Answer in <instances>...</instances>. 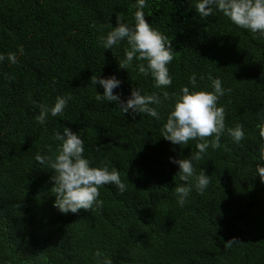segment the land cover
<instances>
[{
	"label": "trees",
	"instance_id": "trees-1",
	"mask_svg": "<svg viewBox=\"0 0 264 264\" xmlns=\"http://www.w3.org/2000/svg\"><path fill=\"white\" fill-rule=\"evenodd\" d=\"M136 2L0 0V54L19 59L0 62V264H97V250L113 264H264V183L257 173V164L264 166L257 128L264 116V37L216 11L201 19L197 0H146L145 19L174 51L172 84L159 89L139 74L141 61L119 67L126 41L112 49L100 43L117 16L134 25ZM93 74L115 76L120 85L113 91L124 101L133 87L144 95L180 93L182 86L211 91V74L232 90L218 102L226 129L243 125L245 139L236 144L225 131L220 149L209 147L193 161L210 184L203 194L193 187L180 207L175 187L184 182L172 161L190 158L197 142L180 146L161 136L175 97L158 107L159 120L123 114L115 102L95 100L104 89L91 84ZM69 94L62 116L36 122L35 104L50 108ZM64 127L83 139L92 166L116 168L127 186L123 195L114 185L100 188L99 211L64 214L54 207L53 170L35 156L54 157L61 144L54 133ZM233 237L240 242L225 248Z\"/></svg>",
	"mask_w": 264,
	"mask_h": 264
},
{
	"label": "clouds",
	"instance_id": "clouds-1",
	"mask_svg": "<svg viewBox=\"0 0 264 264\" xmlns=\"http://www.w3.org/2000/svg\"><path fill=\"white\" fill-rule=\"evenodd\" d=\"M136 11L133 13L134 25L123 22V18L117 16V24L107 33L106 37H100V43L104 49L113 48L121 41H126L125 58L120 60L119 67L128 70L133 66V61H141L137 68L139 74L151 76L154 87L166 89L172 84V77L168 65L174 59L172 42L167 36L153 28L145 19L143 9L147 7L146 0H137L134 5ZM195 11L201 19L214 14V11L222 13L231 23L241 29L251 32L254 38L264 37V0H197L194 5ZM256 34H259L258 36ZM20 55L24 54L22 46L18 48ZM5 59L11 64L19 63L15 52H9L7 56L0 54V62ZM13 81L14 76H6ZM201 80L204 79L202 75ZM212 90L206 89L190 90L188 86H182L180 93L163 91L161 94H141L140 89L133 87L131 96L121 100L113 89L119 87L120 81L115 77L103 78L93 74L90 77L92 85L99 84L103 87V94L97 92V102H115L123 114L129 113L133 116L137 113L147 114L157 120L161 119L158 107L164 101L175 97V103L167 115L163 124L161 136L173 144L186 146L190 141H196V151L192 152L190 158L174 159L172 162L179 165L176 175L184 183L175 187L177 203L180 207L185 206L193 189L203 194L210 184V177L201 171L196 174L193 161L204 158L209 147L213 150L221 148L220 138L227 134L236 144L245 139L243 125L226 129V110L219 106V100L231 89H225L219 78L208 75ZM189 83L195 88L197 84L196 74L189 77ZM163 97V99L161 98ZM71 95L57 96L52 107L45 104H35L39 108V114L35 116L37 123L43 125L48 119L49 113L53 117L62 116L67 107ZM155 106V107H154ZM131 110V112H130ZM259 136L264 140V116L261 123L257 125ZM55 140L61 141L57 153L53 156H42L36 154L35 159L41 165L53 170L52 180L54 185L51 193L55 196L54 207L61 213H77L79 210L99 211L103 208L104 201L100 199V188L105 185H114L118 194L123 195L127 191L126 184L121 180L116 168L111 170L107 163L100 167L92 166V162L84 156V141L70 128L64 127L63 134L54 133ZM259 160L264 162V145L259 149ZM257 173L260 181L264 183V166L257 164ZM240 242L233 237L224 242L225 248L231 249L235 243ZM97 264H113L110 257L104 255L100 250L94 253Z\"/></svg>",
	"mask_w": 264,
	"mask_h": 264
}]
</instances>
